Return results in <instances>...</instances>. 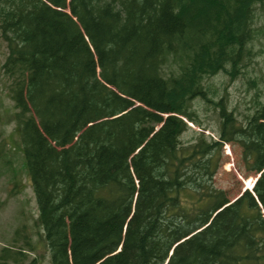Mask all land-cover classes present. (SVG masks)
<instances>
[{
	"label": "trees",
	"instance_id": "obj_1",
	"mask_svg": "<svg viewBox=\"0 0 264 264\" xmlns=\"http://www.w3.org/2000/svg\"><path fill=\"white\" fill-rule=\"evenodd\" d=\"M255 4L264 8V0H0L2 68L51 264H161L191 233L168 264H264V188L261 208L247 192L212 219L229 200L213 183L221 143L203 132L183 142L180 117L201 125L192 109L200 96L217 111L222 140L250 129L207 95L218 90L213 78L233 79L254 56ZM253 129L241 146L260 170L264 123ZM26 255L3 247L0 264H40Z\"/></svg>",
	"mask_w": 264,
	"mask_h": 264
},
{
	"label": "rangeland",
	"instance_id": "obj_2",
	"mask_svg": "<svg viewBox=\"0 0 264 264\" xmlns=\"http://www.w3.org/2000/svg\"><path fill=\"white\" fill-rule=\"evenodd\" d=\"M254 24L257 28L252 45L253 50L256 51L255 57L251 61H247L241 69L242 73L238 74L232 82L228 80V76L224 73L221 75V80L220 78L219 80H213L218 89L217 98L223 94L226 95L228 106L235 108V114L241 124L245 122L246 113H249V118L254 114L255 109L260 106V103H264V9L259 6H256ZM5 54V42L0 36V252L3 247L11 245L17 249L27 251V260L32 259L35 255L38 257L40 264H49L50 252L44 235H42L43 228L38 219L35 195L32 190L29 173L25 167L24 156L22 158L23 152L21 154L18 147L19 136L16 130V122L13 118V101L9 95V82L2 74L1 66ZM243 71L245 74H252V77L256 79V84L252 88L247 87ZM225 87L226 91L224 90ZM195 101V106L198 109L196 112L202 124L213 132L217 131L219 122L213 111L210 108L208 109L200 99ZM129 108L122 111V113L127 112ZM260 123H264V107H261L258 114H254L251 117L250 124L252 129L250 131L252 135L255 132L258 133V129L253 128ZM242 137L250 138L251 135L248 132L241 131L237 142L234 141L228 144L229 152H226V154L223 151L221 166L213 180L217 188L227 191L231 204L232 200L237 199L245 188H247V191H245V194L242 193V197L237 200H241L248 192L255 203L259 202L257 190L264 188V185L261 186V180L264 181V161L261 167L263 172L256 180L258 175L249 171L242 160V148L239 145ZM190 139L191 133L188 131H185L181 136L183 142H188ZM226 150L228 151V149ZM251 161L252 159L249 160V162ZM12 171L16 173V178ZM250 178L252 183L256 180L253 188L252 183L249 185L245 182ZM249 202H251V198ZM131 210L127 218L131 215ZM216 215L218 213L214 215L213 219ZM123 231L122 234L124 233ZM190 237L189 234H186L179 239L177 243L168 249V254H172L174 248H177L179 244L187 241ZM26 240L31 242L33 250H31L32 247L24 245ZM120 246L113 253L118 252ZM184 248L179 249V253L189 258L192 248ZM11 251L15 250L12 249ZM7 264L17 263L7 260Z\"/></svg>",
	"mask_w": 264,
	"mask_h": 264
}]
</instances>
